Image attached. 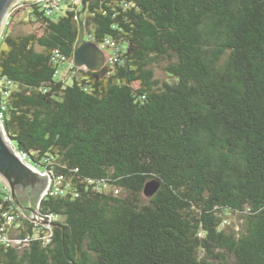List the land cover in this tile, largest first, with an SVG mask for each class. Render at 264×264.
Instances as JSON below:
<instances>
[{"label": "trees", "instance_id": "16d2710c", "mask_svg": "<svg viewBox=\"0 0 264 264\" xmlns=\"http://www.w3.org/2000/svg\"><path fill=\"white\" fill-rule=\"evenodd\" d=\"M85 1L24 2L10 19L33 31L0 39L6 134L66 186L40 202L50 228H8L22 243L0 242V264H264V0ZM81 20L116 45L99 71L70 65Z\"/></svg>", "mask_w": 264, "mask_h": 264}, {"label": "water", "instance_id": "95a60500", "mask_svg": "<svg viewBox=\"0 0 264 264\" xmlns=\"http://www.w3.org/2000/svg\"><path fill=\"white\" fill-rule=\"evenodd\" d=\"M15 0H0V28L7 16L9 7ZM87 10V2H82L79 16ZM80 35L74 51V64L79 68L90 71H99L106 64L105 52L96 44L86 38L85 23L80 21ZM0 177L9 186L13 201L19 209L24 211L31 219L43 224H51L47 219L39 217L36 204L41 202L48 178L41 171H36L25 164L17 155V149L12 139L6 134L4 125L0 123ZM160 188L157 181L145 186V196L152 198Z\"/></svg>", "mask_w": 264, "mask_h": 264}, {"label": "built area", "instance_id": "2783aa9c", "mask_svg": "<svg viewBox=\"0 0 264 264\" xmlns=\"http://www.w3.org/2000/svg\"><path fill=\"white\" fill-rule=\"evenodd\" d=\"M24 2L39 4V6L41 7V10L47 16L52 17L54 15L61 14L64 11V8L66 6H79V7H81L83 0H20V2L18 1V3H17L18 6L14 7V10L19 8L22 5V3H24ZM14 10H13V12H14ZM115 46H116L115 43L112 42L111 40H107L104 44L99 46L105 52V54L107 56V58H106L107 61L115 62L117 60V55L113 51L114 50L113 48H115ZM109 47L111 48V50H109L110 49ZM58 59H60L64 63H66L64 58H61L60 53L58 51H56L54 53V60H58ZM70 65H75L74 61ZM69 69H71V68H69ZM10 86H12L11 81H7L5 79H0V99H1V97H7L9 95L10 91H9L8 87H10ZM3 109H4L3 107H0V123L2 125H3V119H4ZM17 155L29 167H31L32 169H34L36 171H41V170H39L38 167H36L31 162L30 157L27 153L17 151ZM43 173L48 178V184H47L45 191L42 194L41 199H43L47 196H57V195H65L66 194V186H65L64 177L60 176V177L54 178L49 171H44ZM0 191L7 192L8 196H6L5 199H11V200L13 199L9 186L3 183V180H1V177H0ZM39 205H40V203H38V206L36 209L38 212L37 215L39 217H42V215L39 212ZM2 216L5 220V223H4V226L0 230V232H1L0 233V242L2 244L7 245V246H16V245L21 244L22 243L21 240L10 237V235L7 233V230L13 224H16V222L19 220V218L21 216H26L24 211H22L21 209H18L17 211H14V210L13 211H4L2 213ZM47 220L50 223H53L54 216L50 215L49 217H47ZM36 223L37 224H43L40 222H36ZM44 225H46L49 228L51 227V224H44Z\"/></svg>", "mask_w": 264, "mask_h": 264}, {"label": "rangeland", "instance_id": "374dc122", "mask_svg": "<svg viewBox=\"0 0 264 264\" xmlns=\"http://www.w3.org/2000/svg\"><path fill=\"white\" fill-rule=\"evenodd\" d=\"M18 1L20 2V0L13 1L12 4H11V6L8 8L9 9V16L6 17L3 25L0 28V39H1V36H2V34H3V32L5 31L6 28H9L10 30H14L17 34H25V33H30V32L33 31V27L30 24H27V23H25L23 21L20 22V18L22 17V14L17 15V17L14 20H11L10 19V17L13 14L14 7H17L18 6V4H17ZM64 11H65V8H64ZM86 38H87V36H86ZM106 58H107V56H106ZM106 62H107V60H106ZM163 66L164 65H155L154 66V70H155V73H156V77L159 80H161V81H169L170 78H169L168 74L164 71ZM59 72H60V75L59 76L61 78L65 79L67 82H70L71 81V72L68 71V67L62 66V68H60ZM134 86H135V88H138L139 87V84L136 83ZM1 180H3V179H1ZM3 183L6 184L4 181H3ZM38 202H39V200H38ZM38 202L36 204V208L38 206ZM25 215L29 219H31L26 213H25ZM31 220L33 222H38V221H35L33 219H31ZM229 221L230 222H233V223H239L238 217L235 216V215H233V214L230 215Z\"/></svg>", "mask_w": 264, "mask_h": 264}, {"label": "crops", "instance_id": "0c3cea01", "mask_svg": "<svg viewBox=\"0 0 264 264\" xmlns=\"http://www.w3.org/2000/svg\"><path fill=\"white\" fill-rule=\"evenodd\" d=\"M2 179V178H1Z\"/></svg>", "mask_w": 264, "mask_h": 264}]
</instances>
